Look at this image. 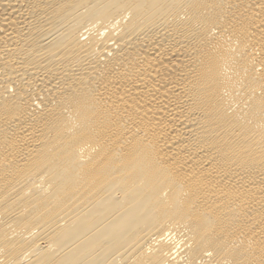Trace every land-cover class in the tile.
<instances>
[{
  "label": "bare ground",
  "instance_id": "obj_1",
  "mask_svg": "<svg viewBox=\"0 0 264 264\" xmlns=\"http://www.w3.org/2000/svg\"><path fill=\"white\" fill-rule=\"evenodd\" d=\"M0 264H264V0H0Z\"/></svg>",
  "mask_w": 264,
  "mask_h": 264
}]
</instances>
